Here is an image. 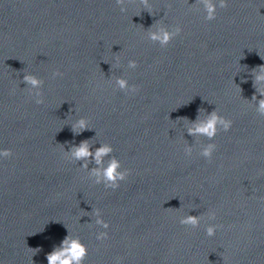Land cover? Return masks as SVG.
<instances>
[{"label":"clouds","instance_id":"clouds-1","mask_svg":"<svg viewBox=\"0 0 264 264\" xmlns=\"http://www.w3.org/2000/svg\"><path fill=\"white\" fill-rule=\"evenodd\" d=\"M119 2V0H117ZM201 2L204 4L205 10H206V20L211 21L216 18L217 15V7L225 8L227 7L226 0H219V4L214 3L213 0H201ZM180 29H176L175 34L180 33ZM174 33H169L165 30H161L159 33H153L152 39L153 40H160L162 44H166L169 42V40L172 38ZM131 67H136V62L131 61L130 62ZM260 71L264 73V65L259 66ZM62 75V74H60ZM258 81H264V75H258L254 78L253 84L254 87ZM24 82L26 84H30L33 87H36L39 85V81L33 77V76H25ZM118 84L121 88H125L127 86L126 81L119 80ZM134 92H137L138 89H134ZM259 91V90H258ZM260 95L264 96V92H261ZM255 99V97H253ZM42 100H37L36 104H42ZM261 115H264V99L260 100L259 102V109ZM232 126V121L229 119H226L224 117L219 116L216 112H213L210 114L209 118L196 125L195 128L190 129V134H204L207 135L209 138H212L215 136L217 132L218 127H222V129L226 132L228 131ZM78 127L81 130H84L87 128L86 122L81 119L78 121ZM75 130V129H74ZM215 148V145H210L209 147L205 148L202 155L206 158H209V161L211 160L213 149ZM111 151V148L108 146H102L95 152V159L96 162L99 164L101 162V158L108 154ZM73 155L76 159H84L91 155L89 151V146L87 141L82 142L78 147L74 148ZM12 156V152L9 149L0 150V157L3 158H9ZM119 168V163L115 159H113L109 166L103 170V177L106 182V187L111 188L115 190L119 187V184L117 181L124 180L128 175L129 171H126L124 173H120L117 171ZM99 175V173H97ZM99 182V181H98ZM100 221H98L99 223ZM182 224H190V225H197L198 219L195 217H187L186 219L181 221ZM107 227V225H105ZM222 227V225H217L216 227H209L207 229L208 236H214L216 233V228ZM108 233H102L98 239H107ZM87 256V248L84 246L78 239L69 240L68 238H65V240L62 243V246L60 248L54 249L51 253L47 255V261L48 264H83V260Z\"/></svg>","mask_w":264,"mask_h":264}]
</instances>
